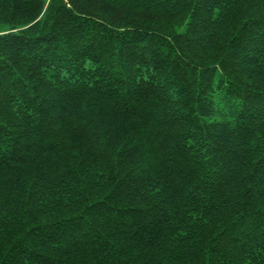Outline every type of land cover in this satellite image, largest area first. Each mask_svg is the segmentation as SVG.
Here are the masks:
<instances>
[{"label":"trees","instance_id":"16d2710c","mask_svg":"<svg viewBox=\"0 0 264 264\" xmlns=\"http://www.w3.org/2000/svg\"><path fill=\"white\" fill-rule=\"evenodd\" d=\"M0 264H264V0H0Z\"/></svg>","mask_w":264,"mask_h":264}]
</instances>
